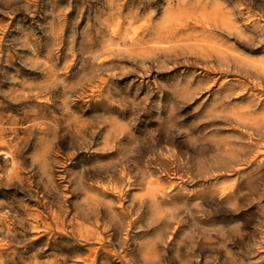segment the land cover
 <instances>
[{
	"label": "rangeland",
	"instance_id": "374dc122",
	"mask_svg": "<svg viewBox=\"0 0 264 264\" xmlns=\"http://www.w3.org/2000/svg\"><path fill=\"white\" fill-rule=\"evenodd\" d=\"M0 264H264V0H0Z\"/></svg>",
	"mask_w": 264,
	"mask_h": 264
}]
</instances>
